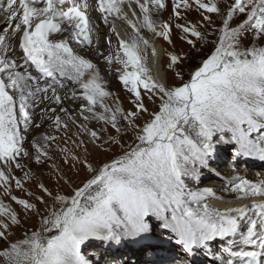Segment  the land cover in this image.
<instances>
[{
    "label": "snow or ice",
    "instance_id": "1",
    "mask_svg": "<svg viewBox=\"0 0 264 264\" xmlns=\"http://www.w3.org/2000/svg\"><path fill=\"white\" fill-rule=\"evenodd\" d=\"M221 2L172 0L177 21L183 19L181 8L189 10L195 5L197 11L202 10L204 21L210 22L208 14L220 15L222 27L217 30L220 35L214 42V52L190 73L187 81L183 80L180 70L183 58L168 54V68L182 81L179 86L170 87L153 74L154 68H158V54L141 35V29H147L172 43L170 23L157 24L153 19L154 12L158 14L166 7L164 0H97V11L104 14L105 24L112 15L127 23L133 33L128 41L120 39L113 25L112 32L117 35L122 55L106 57L109 65L115 61L122 66L120 82L135 97V111L125 113L119 106L109 108L105 104L110 93L103 89L99 70L89 60L74 53L67 39L49 40L50 34L60 32L61 23L67 22L76 43L92 45L87 0H0V15L6 18V25L0 27V188L3 196L10 197L25 214L37 212L35 203L12 195V181L17 188H23L21 180L12 175L13 168L22 169L18 158L29 157L23 148L19 124L22 120L24 131H28L32 124L28 112L31 101L41 94L43 99H48L49 88L53 100L59 104L61 97L55 86L63 88L65 79L80 84L83 89L88 107L82 108V113H91L103 124H110L117 134L131 131L138 141L121 157L99 169L93 168L86 158L81 161L73 155L71 159L83 163L93 177L71 197L53 196L40 184L42 193L51 196L54 205L60 207L59 210L53 207L42 216L40 231L25 233L22 239H10L20 219L16 211L0 200V243L5 245L0 250V264H90L81 254L85 241L91 238L119 241L122 237L141 236L149 232L146 220L149 216L161 219L164 228L175 234L176 243L188 255L195 249H208L211 242L219 239L226 242L220 254L214 256L219 264H264V180L252 182L236 176L230 191L238 201L252 199L251 206L243 204L223 210L206 202L214 196L210 189L189 191L184 182L185 178H197L199 169L210 168L216 152L215 133H221L223 143L236 146V157L264 162V47L255 43L264 39V0H232L231 3L223 0L227 3L226 13L221 12ZM125 5L129 9L139 8L140 16L135 22L129 19ZM237 13L246 18L232 28L230 22ZM131 15L137 16V13L132 11ZM200 26L175 24L185 37H191L186 42L192 49H197L198 42L201 46L208 43ZM248 34L253 43L251 47H244ZM16 40L24 64L35 66L36 72L45 78L46 87L36 84L33 90V82L38 78L27 71H18L22 66L12 54ZM149 50L153 67L148 65ZM86 72L90 78L85 82ZM144 96L152 103L158 99L159 111L151 113L149 120L139 125L136 121L140 115L148 113ZM97 105L103 109L100 114L95 111ZM51 112L55 113L56 109ZM68 119L75 124L70 116ZM52 120L57 131L68 130V123L59 115ZM121 120L126 121L123 128ZM77 127L88 132L93 144L101 140L97 131L83 125ZM225 133L230 134L229 140L223 139ZM56 139V136L44 135L42 144L32 142L37 163L45 157L50 159L49 143ZM104 142L121 144L116 137ZM80 146L88 151L83 140ZM60 151L67 152V149ZM29 178L25 173V179ZM35 199L47 206L43 195Z\"/></svg>",
    "mask_w": 264,
    "mask_h": 264
},
{
    "label": "bare ground",
    "instance_id": "2",
    "mask_svg": "<svg viewBox=\"0 0 264 264\" xmlns=\"http://www.w3.org/2000/svg\"><path fill=\"white\" fill-rule=\"evenodd\" d=\"M87 2L89 5L87 9V15L90 18V36L93 42L92 45L88 46L86 44L81 45L76 43L75 40L71 38V30L68 29L67 22L61 23L60 32L50 34V40L53 42H58L60 40L67 39L69 47L73 49L74 53L80 55L84 59L89 60L96 67V69L99 70L100 82L103 85V89L110 93V95L104 100L105 104L109 108H115L119 106L125 113L135 111V97L132 93L127 91V89L119 79L122 66L115 63V61L112 65H109L106 61V57L108 55H112L113 57H115L117 53H120L122 55V50L119 48L117 35L116 33L112 32V26H115L116 32L119 33V38L126 41L130 40L131 38L133 34L132 29L123 20L115 19V17L112 15L108 16V23L105 24L103 19L104 14L97 11V0H87ZM164 2L166 7L160 10L158 14L154 12L153 19L157 21V24L170 23L172 29L170 33V39L172 43H168L167 46L164 45L162 42L164 38L162 36H155L147 29H141V35H143L150 41V43L155 47L158 54V68H154L153 74L158 80L165 83L167 86H170L169 83L172 79V75L167 69L168 65L166 64V62L167 58L169 57L168 53H176L177 51L178 29L175 27V24L178 22L172 12V0H164ZM124 10L128 12L129 19L133 20L134 22L140 16L139 8L136 6H133L132 9H129L128 6L125 5ZM132 11H135L137 13V16H132ZM5 25L6 18L3 15H0V27H3ZM157 30H160L159 27L157 28ZM14 43L15 52L12 54L16 56V59L22 66L18 68V71H27L38 78L33 82V90L36 84H38L41 88L46 87L47 85L45 82V78H43L40 73L36 72L35 66L24 64L23 59H21L22 53H20V50L18 48V40H16ZM255 43L258 46L264 47V39L256 41ZM249 44L251 47L252 43L250 42ZM148 65L149 67H153L151 50H149ZM83 78L86 82L87 79L90 78L89 74L86 73ZM106 80L108 81L107 83ZM55 87L57 90V94L61 97V102L59 104L55 103V101L53 100L52 90L51 88H49V91L47 93L48 99H43V95L41 94L37 95L34 101H31L32 107L28 108V112L32 117V124L29 125L27 132L24 131V122L21 120L19 128L20 134L24 137L23 148L29 152V157L18 159L21 164L27 162L26 159L30 164H40L41 162L37 163L35 160L36 151L35 148L32 147V142L35 140L42 144V137L44 135L56 136L58 141L55 140L49 143L48 156L50 158L53 157L56 163L59 164V167H61L62 170L61 175L64 176L65 182L70 184V171L67 168V164H65L64 158L69 159V163L71 161L77 163L71 159L73 155L78 156L81 161L86 158L88 163H90L94 168L95 163L105 161L107 160V157H109L107 152H103L104 150H107L111 147H113L114 150H117L118 148L121 149V145H123L124 147V144L128 146L133 141L134 136L131 131L127 132L126 134L123 132L121 134H117L115 130L111 128L110 124H103V122L97 120L96 118H93L91 113H82L81 109L88 107V105H86L82 100L83 96L81 95H83V89H80V86H78L77 83L75 84L72 81L65 79L63 88H60L59 86ZM74 92L75 97H73ZM141 93L142 95L144 93V90L142 88ZM79 95L81 97H79ZM144 103L148 108V113L140 115L139 119L136 121L139 125H143L145 121L149 120L151 113L159 111L160 101L158 99L155 103H152L147 99L146 96H144ZM53 108L56 109L55 113L51 112V109ZM61 109H66L67 111H61ZM95 111L97 112V114H100L103 112V109H100L97 105ZM55 115H59L62 121H66L68 123L69 127L67 131H65L63 128H61L60 131H57L55 127L52 126V117H54ZM85 115L89 116L90 118L88 120H84L83 117ZM69 116L72 118V120H75V124H73L72 121L68 119ZM36 124H40L41 127L36 128ZM125 124L126 121H120V125L122 128ZM77 125H83L89 130L97 131L101 134V140L94 144L93 147L88 146L85 139L86 134H83V132L80 130V128L77 127ZM101 129H105V131L101 132ZM87 135L89 136L88 132ZM109 137H116L120 139L121 144H112L110 142L105 143L104 141ZM81 140H83L84 143L88 146L87 152H85L84 147L80 146ZM97 144L100 146L97 147ZM60 147L67 149V152L65 153L69 157L64 155L65 153L63 154L59 150ZM53 150L59 151L58 154L53 152ZM229 152L230 150H228L227 147H223L219 149V152L216 150L215 154L217 156H227ZM102 154L103 157L101 158L100 155ZM48 159L49 158L45 157L41 160L47 161ZM213 161L214 159L210 161L211 169L209 168L199 171V177L195 178L198 184L193 185L192 187H190V189L194 192L203 191L204 189H210L214 196L209 197L206 202L211 207L221 210L227 207H239L243 204L251 206L252 199L243 201H238L236 199V195L230 191L231 182L235 179L236 176L246 178L252 182H259L260 180H264V168H260L257 170L256 166H261L253 162H245V167H240L236 161H232L226 167L223 166L221 169L222 173L225 176H215L212 172V169H214ZM77 164L79 166V170H81L82 166H85L83 163ZM81 172L84 171L81 170ZM91 174L93 173L87 170L86 176H90ZM12 175L14 174L12 173ZM33 175H38L42 180H44L43 170L36 173L34 172ZM228 175L231 177L228 178ZM203 176H205V178L207 179L211 178L212 181L206 184H200L198 178L201 177L203 179ZM2 193L3 189L0 188V196ZM255 199L259 200L260 198L257 197ZM225 201H232V203H225ZM193 207H195V205H193ZM173 235L174 236L171 235L170 237L164 232L158 230H149L148 233L141 236L130 237V239L125 243L114 241V246L112 247L114 248L113 251L110 250L108 245H105L102 242L103 244L101 250L103 251V253L120 256L117 260H113L112 257H109L107 259L108 261L105 262L104 260L102 264H219V262L214 258L213 251H218L220 254L221 249L225 246V241L217 239L211 242L208 249H195L192 255H188L185 253L183 247L176 243L177 237L174 233ZM96 243H99V241ZM130 245H133L135 247L131 248ZM248 250L253 249L249 248Z\"/></svg>",
    "mask_w": 264,
    "mask_h": 264
},
{
    "label": "rangeland",
    "instance_id": "3",
    "mask_svg": "<svg viewBox=\"0 0 264 264\" xmlns=\"http://www.w3.org/2000/svg\"><path fill=\"white\" fill-rule=\"evenodd\" d=\"M205 2H208V0H205ZM231 2H232V0H227V3H231ZM227 3H224L222 0V2L220 4L222 13H226ZM180 12H181L183 19H181L177 22L181 23V24L188 23V24H199V25H201L199 30L205 34V38L208 41V43L203 44V46H201V44L198 42L197 43V49H192V47L190 45H188L186 42V40L188 38H191V37H185V34L181 30L178 29V41H177V49H176L177 51L175 54H178L183 58L182 63L180 65V70L183 73V80L187 81L188 79H190V73L194 72L202 64V62L205 59H207L212 54V52H214V50H215L214 42L218 41V37L220 35V33L217 30L220 27H222V20H221L220 15H217L215 13H211V14H208L211 18L210 22L204 21L202 19V15H201L202 10L197 11L195 8V5H193V7L189 10H185V9L181 8ZM244 19H245L244 16L237 13L236 15H234L232 21L230 22V26L232 28H235L240 23H242V21ZM250 36H251V34H248V39L243 41L244 47H250L249 43L250 42L253 43ZM182 37H185V38L182 39ZM162 42L164 45H166V46L168 45V41H166L165 39H163ZM168 62H169V57L167 58V62H166L167 65H168ZM167 69L170 71V73L172 75V79L170 80V83H169L170 87L179 86L182 83V81L176 78L175 74L168 68V66H167ZM107 82L108 81L106 80V83ZM81 96H83V95H81ZM81 96L79 95V97H81ZM82 100L85 102L86 105H88L86 100H84L83 98H82ZM83 134H86V136H85V139L87 142L86 144L88 146L93 147L94 144L91 142V138H90V136L87 135V132H83ZM64 135H65V133H64ZM220 137H221V133H215L213 136V143L216 145V150L219 152V149H221L223 147H227L228 150H230V152L228 153L227 156H225V155L224 156H222V155L217 156L216 154L213 156L212 159H214V161H213L214 162V169H212V172L214 173L215 176H219V175L225 176L222 173L221 169L223 166L226 167L232 161L233 162L236 161L240 167H243L245 165L244 164L245 162H253V163L261 166V167L256 166L257 170L260 168H264V167H262V166H264V162H261L259 160L254 159V158L243 157V156L236 157L235 156L236 146L232 143H227V144L223 143L221 141ZM223 139L229 140L230 134L225 133L223 136ZM56 140L58 141V139H56ZM135 143H138V141H135V139L133 138V141L128 146L126 144H124V147H122L121 149L118 148L117 150H114V148L111 147L107 150H104L103 152H107L109 157H107V160H105V161H102L100 163H95L94 168L99 169V168H102L105 164L112 163L114 160L121 157L123 155L124 151L128 150L130 146L134 147ZM60 148L62 149V147H60ZM60 148H59V150H60ZM111 150H113V151H111ZM233 150H234V152H233ZM53 152L58 154L59 151L53 150ZM62 153L64 154L65 152H62ZM48 154H49V152H48ZM64 155H66V153ZM66 156H68V155H66ZM100 157L102 158L103 154L100 155ZM64 159H65V164H67V168L70 171V172L68 171L70 173V177H69L70 181H71L70 184L65 182L64 176L61 175V172H62L61 167H59V164L56 163V161L53 157H51L47 161L41 160V163L37 164V165L30 164L28 162V160L26 159L27 162H24L21 164L22 169L13 168V171H12V173L14 174L13 176H15L16 179L21 180V182L23 184V188H17L15 185V181H12L11 182L12 195H15L17 198H20V199H26L30 203H35L37 205V212H30V213L25 214L24 210L22 209L21 206L16 205L15 202L10 199V197H6V196H3V194H1L0 200H2L5 205L10 206L14 211H16L18 214V218L20 219V225L14 227L12 229V235L10 237V239L12 241L24 238L25 233H27L28 235H31L32 231H40L41 230L42 216H44L46 213L50 212L53 209V207H55L57 210H59L60 206L58 204L54 205L53 198L51 196H47V195H44L42 193V191L39 188L40 184H44L49 189V191L52 192L53 196L59 194V195L71 197L74 195L76 189L83 187V185L85 183H87L88 180H90L93 177V174H91L90 176H86L87 168L85 166H82V168H84V169L81 168V170L84 172H81V170H79V166L77 163H74L72 161L69 163V159H67V158H64ZM216 162H218V163H216ZM41 170H43L44 180H42L40 178V176H38V175H36V176L33 175L34 172L35 173L40 172ZM76 170H78V171H76ZM202 170L203 169H199V171H202ZM240 171H242V170H240ZM25 173L29 174V176H30L29 179H25ZM229 177H231V176L228 175V178ZM226 178H227V176H226ZM198 180L200 181V184H206V183H209L210 181H212L211 178L207 179V178H205V176H203V179L201 177L198 178ZM184 182H185L186 188L189 191H192L190 189V187L198 184V182L196 181L195 178L194 179L185 178ZM29 192L33 193V195L28 196ZM41 195L44 196V199L47 202V206H45L44 204H41L38 200L35 199L36 196H41ZM167 215H169V217H170V213H168ZM146 220H147V224L149 226V230H151V231L158 230V231L166 233L170 237H171V235L174 236L173 233L169 229L164 228L163 221L161 219H159L158 217L149 216L146 218ZM45 235H51V234H45ZM129 239H130V237H122L117 242L125 243ZM98 241L100 244L96 243ZM114 241H116V240L106 241V240L91 238V239L85 241V243L83 245H81V254L90 262V264H102V262L104 260H105V262L108 261L107 259L109 257H112L113 260H117L120 256L114 255V254H112V255L111 254H105L101 250L102 244L104 243L105 245H108V247L110 248L111 251H113L114 248H112V247L114 246L113 245ZM130 246H131V248L135 247L133 245H130ZM4 247H5V245L0 243V250H2ZM213 255L214 256L219 255V252L213 251Z\"/></svg>",
    "mask_w": 264,
    "mask_h": 264
}]
</instances>
